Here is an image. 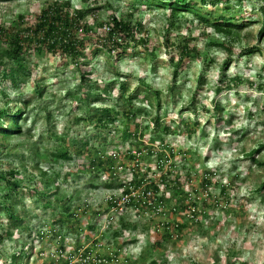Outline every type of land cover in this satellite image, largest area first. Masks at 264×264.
Listing matches in <instances>:
<instances>
[{
	"label": "rangeland",
	"instance_id": "obj_1",
	"mask_svg": "<svg viewBox=\"0 0 264 264\" xmlns=\"http://www.w3.org/2000/svg\"><path fill=\"white\" fill-rule=\"evenodd\" d=\"M52 1L0 0V26L10 22L17 23L19 15H26L29 20L26 25L29 22L31 24L34 16ZM96 1L97 3L94 4L95 0H71L74 7L78 9L99 7L98 22H107L113 12L128 16L133 11L129 8L131 0ZM252 5L255 10L251 6L249 10L255 18L248 22L249 26L244 28L240 37L236 39L233 62L226 68V76L229 78L238 76L246 83L236 85L232 89L225 88L218 91L221 69L228 54L222 49L209 47L207 42L211 36L220 42H227L230 38H221L213 30L205 31L200 24L188 22L181 25L182 34L194 38V43L207 52L213 62L210 66L203 65L199 60L191 62L184 73V78L181 79L180 84H177L178 94L175 92L177 95L173 99L172 96L168 97L167 91L172 85L173 67L165 47H162L167 25L166 11L159 9L139 8L135 11L133 18L135 21L143 22L150 39L159 46L157 50L150 49L152 53H155L154 57L144 49H139L137 55H129L116 64L105 53L89 61L91 68L95 70L94 76L103 83L112 80L113 75L117 73L121 80H127L130 89L138 85L142 78L152 86L153 91L162 92L160 99L153 97V107L147 109L148 114L138 117L140 123L138 130L145 135L140 138V141L148 144L156 155L164 153L168 156L170 149L163 147L168 145L173 148L177 157H171L163 171H160L155 163L156 156L152 158L146 153L147 159L143 161L141 172H146L148 164L152 163L153 170L150 171L149 177L153 176L156 182H159L163 173L179 171L184 179L186 177L189 180V190L190 194L192 193L190 196L194 197L195 194L200 193L199 197L212 198L211 203L215 204L214 209L204 212L203 203L199 201L198 215L195 216V220H192L186 212L177 214L168 212L165 216L155 215L148 209L137 215L132 212L125 213V223L129 224V227L124 230L123 237L125 240H135L134 244L127 245L125 248L136 256L142 248L147 250L155 239L161 237L162 229H158V226L160 225L161 228L163 222L187 223L185 231L182 232V238L174 241V245L168 244L165 249L156 250L146 262H142L137 257L136 264H151L153 261L157 264H227L229 261H235L237 264H264V201L255 194L256 189L264 183V167L256 166L250 159L244 158L245 153L260 148L264 143V95L254 85L250 86V84L264 83V38L259 39L258 36L261 28V23H258L261 16L256 9L258 3L252 2ZM234 9L237 11V16L241 17L246 7L237 6ZM87 21L93 22L92 17L88 16ZM170 36L175 35L171 33ZM252 46L260 51L250 56L238 55L246 47ZM3 48L5 47L0 41V51ZM37 61L39 68L36 79L39 80V85L43 86L41 102L47 110L52 112L51 125L54 131L58 136H64L67 140L66 145L73 144L74 139L78 141L91 136L93 132H96L95 127L76 123V119L83 114L82 109L84 110L85 103L76 102V99L73 100L69 95L70 90H75L80 80L74 66L68 68L60 66V61L49 54L37 58ZM21 81L18 82L21 87H13L5 83L0 84V89L4 90L11 99H15L19 94L25 98L34 96L33 80ZM193 103L195 104L192 105ZM4 104L5 101L0 99V106ZM38 104L34 102L26 108L27 116L21 125L27 135L22 138H12L9 141L10 149L12 148V152L18 157L12 161L11 165H8V168L16 167L23 170L30 179H32L30 176L32 171L41 177L47 175L46 178H51L52 188L57 189L58 196L62 197L71 212L75 213V217L71 221L64 217L63 225L52 224L53 220L62 219L60 206L55 205V212L51 208L43 210L40 202H35L36 197L33 198L32 193L25 191L26 198L20 204L19 212L27 215V225L33 231L38 222L49 225L43 228L45 231L49 230L53 233L61 231L64 235V242L61 243L66 252L72 251L76 243H82L81 240H84L83 236L87 233L91 234V237L85 240L86 247L93 245L92 238L96 239L100 236L99 239H102V235L105 236L102 241L106 245L109 241V243L115 242L112 234L116 226H111L108 230L107 216L117 218L121 213L112 209L100 211V208L105 209L106 205L102 204H106L108 197L112 194L119 196L121 190L105 188L103 186L106 182L105 175L97 168L90 173L91 171L87 170L89 163L85 158L76 157L73 162L62 161L56 165H50L48 161L44 163L43 154L49 155L50 149L59 148L61 142L48 139V126L43 118L45 113L43 109H37ZM114 105V101L107 99L95 106L103 109ZM12 106H14L13 103ZM192 106L195 111L191 109ZM216 106L221 109L219 117H215L218 113ZM157 116L160 117L162 124L172 125L180 131L171 135L159 132L152 121V118ZM181 121L184 122L183 124L191 125L199 123L198 132L191 138L183 136ZM122 123L120 120L118 127L123 126ZM197 127L198 125L193 126L194 129ZM101 135H104L100 138L101 143L91 142L90 146L97 150L104 148L108 155L119 148L133 146L135 142L134 139L126 141L123 139L121 143L120 133L110 135L101 132ZM161 136L165 137L163 145L160 144ZM216 139L218 144L215 143ZM37 149L38 155L32 151ZM185 150L188 151L187 157H183ZM135 152L138 151L134 148L133 153ZM116 158L119 159V154ZM256 159L264 162V149L256 155ZM37 163L39 167L33 170L32 167ZM137 165L136 160L129 165H122L124 169L120 170V178L123 182L132 180L135 173L132 168ZM25 168L28 170L27 173L24 172ZM233 174H240L243 178L235 184L236 189L234 184H230ZM204 176L212 178L211 186L206 191L203 189L194 191L200 188ZM89 184H98L99 187H90ZM166 196L171 205H175V199L170 190L166 191ZM243 197L245 200L254 198L248 201L245 209L241 205ZM56 199L57 196L52 197L53 201ZM187 216L189 220L185 218ZM74 221L78 222L76 228L71 226ZM6 222V217L2 215L0 234L6 233ZM135 224H137L136 229L132 227ZM28 234V232L15 230L12 238L7 237L0 243V264H9L11 256L14 253L17 254L22 248L29 251L30 244L33 245L36 254L41 249L45 252L52 247L61 246L51 234L42 243L36 238L34 240L28 238ZM139 234L146 240L147 248L144 247V241H138ZM105 252L101 249L97 253ZM109 253L112 254V252ZM45 254L39 253L34 256L32 254L27 264H47L48 253ZM92 255L96 256L93 251ZM117 259L111 264H118ZM118 260L119 264H124V258ZM80 262H82L81 257H76L71 264Z\"/></svg>",
	"mask_w": 264,
	"mask_h": 264
},
{
	"label": "trees",
	"instance_id": "obj_2",
	"mask_svg": "<svg viewBox=\"0 0 264 264\" xmlns=\"http://www.w3.org/2000/svg\"><path fill=\"white\" fill-rule=\"evenodd\" d=\"M131 1L129 8L133 11L128 16L113 12L107 22H98L97 10L100 9L99 7L78 9L74 7L71 0H53L34 16L31 24L29 22L26 25V22L29 21L26 15H19L17 23L10 22L0 26V41L5 47L0 51V84L9 83L13 87H21L19 81H29L32 79L35 91V95L32 97L25 98L21 96L22 94H19L15 99H11L4 90L0 89V99L5 101L4 106H0V217L3 215L7 219V231L5 234H0V243L7 237L12 238L15 230L28 232V238L33 240L38 238L41 243L47 237L48 232H45L43 228L48 227V224L46 226L38 222L36 229L33 231L27 225V215L19 212L20 204L26 198L24 191L32 193L31 196L33 198L36 197L35 202H40L39 204L43 210L51 208L55 212V205L60 206L62 219L53 220L52 224L63 225L64 217L69 221L74 220L75 217V213H72L71 209L63 202L62 197L58 196L57 189L54 190L52 188L51 178H46V172V176L41 177L32 171L30 173L32 179H30L23 173V170L16 167L8 168V165H11L12 161L18 157L16 153L12 152V148L10 149L9 141L12 138H22L27 135L21 124L27 116L26 108H29L34 102H38L39 106L37 109H43V113H45L43 118L45 124L48 126V139L61 142L59 148L50 149L49 155L43 154L45 157L44 159L42 158L44 163L48 161L50 165H56L62 161L73 162L76 157L85 158L89 163L87 170L91 171L90 173H93L92 171L97 168L100 173L105 175L106 182L103 185L105 188H118L123 193L130 192L131 189H138L143 184H147L146 188L153 190L154 194H156L158 202L156 200L155 202L157 204L163 202L159 212L163 216L168 212H173L174 214L188 212L189 207L193 206L195 212L193 216L190 215L189 217L195 220V216L198 215L199 201L203 203L204 212L215 208V204L211 203L212 198L199 197L200 193L199 195L197 193L198 196H194L193 201H191L189 196V180L186 177L184 179L179 171L175 173L174 171L163 173L160 176L159 182H156L153 176L149 177L150 171L153 170L152 163L148 164L146 172H141L143 161L145 158L147 159L146 153L152 158L156 156L155 163L160 171H163V168L171 160V157H177L173 148L168 145L163 146L170 149L168 156L164 153L156 155L148 144L140 141V138L145 137V135L138 130L140 127L138 117L148 114L147 109L153 107V97L160 99L162 92L153 91L152 86L142 78L138 82V85L130 89L127 80H121L122 78L117 73L113 75L114 78L112 80L103 83L94 76L95 70L91 68L89 61L105 53L116 64L129 55H137L139 49H144L154 57L155 53H152L150 49L157 50L159 46L152 42L143 22L139 20L135 21L133 18L135 11L139 8L159 9L166 11L167 25L165 27V38L162 47H165L166 54L172 62L173 67L172 85L168 88V97L172 96L173 99L178 94L176 91L178 88L177 84H180L181 79L184 78V73L191 62L199 60L205 66H210L213 62V59L209 58L208 53L198 48L197 44L194 43V38L182 34L181 25L188 22L200 24L205 31L213 30L221 38H230L227 42H220V40L216 41L211 36L207 42L209 43V47L222 49L228 54L221 69L220 88L218 91L225 88L232 89L236 85L239 86L246 83L238 76L234 78L226 76V68L233 62L236 39L240 37L242 30L249 26L248 22L253 21V18H255V15L249 10L250 6L253 7L252 2L258 3L256 9L261 16V20L258 21V23H261L258 36L259 39L264 38V0ZM96 3L97 1L95 0L94 4ZM237 6L246 7L241 17L237 16V11L234 9ZM88 16L92 17L93 22L87 21ZM171 33L175 36H170ZM259 51V49L253 46L246 47L238 55L240 57L250 56ZM44 54H49L52 58L59 60L60 66L66 68L74 66L75 71L79 75V84H77L75 90H70L71 92H69L73 100L76 99V102L85 103L84 110L82 109L83 114L76 119V123L92 125L95 127L96 132L78 141L74 139L73 144L66 145L67 140L64 136L57 135L51 125L52 112L47 110L44 103L41 102V99H43V86L39 85V80L36 79V72L39 68L37 58L42 57ZM175 59H177L176 62ZM252 85L264 95V83L250 84V86ZM107 99L114 101L115 105L103 109L96 108L95 105L97 103L106 101ZM12 103L14 106H12ZM191 109L195 111L194 106ZM216 110L218 113L215 114V117H219L221 112L220 107L216 106ZM120 120L123 122V126L118 127ZM152 121L156 130L164 132V134L171 135L180 131L179 128H173L172 125L162 124L159 116L152 118ZM183 123L181 121L182 126H180L183 127L181 131L183 136L191 138L198 132L199 123L193 125ZM196 125L198 127L194 129L193 126ZM101 132L110 135L120 133L121 143L123 139L125 141L134 139L135 142H133V146L128 145L126 148H119L108 155L104 148L97 150L90 146L91 142L101 143L100 138L104 137V135H101ZM163 142H165V137L161 136L160 144L163 145ZM215 143H219L217 139ZM134 148L138 151L139 157L133 154ZM262 149H264V143L260 148L245 153L244 158L250 159L256 166L264 167V162L256 159V155ZM32 151L38 155V149ZM117 154H119V159L116 158ZM187 154L188 151L185 150L183 157H187ZM134 160L137 161L138 165L132 168L135 172L133 178L129 182H123L120 178L122 165H129ZM38 167L37 163L32 169L34 170ZM43 169L45 168L43 167ZM24 172H28L27 168L24 169ZM242 179L240 174H233L230 184L235 185ZM211 184L212 178L204 176L200 183V188L194 189V191L198 192L200 189L206 191ZM89 185L90 187H99L98 184ZM234 189H236V185ZM169 190L174 196L175 205H171L166 196V191ZM255 194L260 196L264 201V183L256 189ZM54 196H57L55 201L52 200ZM243 199L241 205L245 209L248 201L254 198L250 197L245 200L243 197ZM143 207L146 208L145 205ZM189 217L185 218L189 220ZM73 223L71 226L76 228L78 222L74 221ZM121 227L112 234L115 239V247L113 248V252L116 254L114 256L115 259L123 255L122 252L126 245L135 241L124 240L123 233L129 227V224L123 222ZM132 227L136 229L137 224ZM158 227V229H162L161 237L155 239L149 248L146 247L147 250L144 248L145 250L140 253L138 259L142 262L148 261L156 250L165 249L168 244H173L177 239L180 240L182 232L187 227V223L166 221L161 224V228L160 225ZM90 235L87 233L83 236L84 240L81 241L87 240L88 237H91ZM101 238L103 239L105 236L102 235ZM96 244L97 241L94 242L93 246ZM60 245L61 249L63 248L64 250V246ZM84 246V243H77L74 253L77 254ZM90 250L92 251V248L85 249V256L90 255ZM34 251L32 244H30L29 251L25 250V248L20 249L17 254L14 253L11 256L9 264H27L32 254L34 256L40 253L37 252L36 254ZM47 257L49 259L47 264L57 263L56 259L59 264H69L70 262L68 259H62L58 255ZM101 259H105L109 264L113 260L112 255L104 254L101 255ZM125 261L128 264H136L135 258L131 256L125 255ZM96 264H103V262ZM151 264H157V262L153 261ZM227 264H237V262L229 261Z\"/></svg>",
	"mask_w": 264,
	"mask_h": 264
},
{
	"label": "clouds",
	"instance_id": "obj_3",
	"mask_svg": "<svg viewBox=\"0 0 264 264\" xmlns=\"http://www.w3.org/2000/svg\"><path fill=\"white\" fill-rule=\"evenodd\" d=\"M145 153H146V151H145ZM133 154H135V155H138V152H135V153H133ZM136 163H137V161H136ZM122 169H123V167H122ZM131 181V180H130ZM141 187H145L146 188V186H144V184L141 186ZM163 187V186H162ZM131 189V188H130ZM139 189V188H138ZM146 189H148V188H146ZM134 190H137V189H131V191L130 192H127V193H123L122 192V190H121V194L119 195V196H117L116 194H112L111 196H109L108 197V199H107V201H106V204H102V205H106V208L105 209H102V208H100V211L101 210H107V209H112V210H114L115 212H118V213H121L120 214V216H121V218H120V216H118L117 218H113V216H107V215H105V216H107L108 217V219H107V222H108V225H109V227H108V230H110L111 229V226H116V227H114L113 229L115 230V231H117V230H119L120 228H122L121 226H122V223L123 222H125V218H124V215H125V213H131L132 212V214H136L137 215V213L138 214H140V212H142L143 210H151L150 212H152L153 214H155V215H160L159 214V212H160V208H162V203L163 202H161V204H157L156 202H155V200L157 201V197H156V194H154V204L153 205H149L148 204V202H144L143 201V199H141V202H137V201H135V200H132L131 202H129L128 204H126V205H123V211H120L119 210V208H118V206L116 205V203L114 202V199H116V198H121V197H123V196H125V195H128V194H131L132 193V191H134ZM148 190H151V189H148ZM152 192H153V190H151ZM154 193V192H153ZM192 194V193H191ZM190 194V195H191ZM189 195V196H190ZM195 196H196V194H195ZM110 198H112V200H110ZM190 198H191V201H193V198L194 197H192V196H190ZM158 202V201H157ZM146 206V208H144L143 206ZM154 207H158V209H159V211L157 210H155L154 209ZM191 209V210H190ZM190 211V212H189ZM194 212H195V210H194V207L193 206H190L189 207V210H188V212H186V213H188V215L190 216V215H192L193 216V214H194ZM147 214V213H146ZM99 215H101V214H99ZM104 216V217H105ZM123 216V217H122ZM194 218V217H193ZM117 221V222H116ZM117 226H119V227H117ZM45 231V230H44ZM56 231V230H55ZM45 232H48V234H47V237L51 234L52 235V237H53V235L55 236V241L56 242H58V244H62L63 245V243H61V242H64V235H63V233L60 231L59 233H53V232H51V231H49V230H46ZM139 236V239H138V241L140 240L141 242H143L144 241V247H146L145 246V239L143 238V236L142 235H138ZM99 237L100 236H98V238H96V239H94V238H92L91 239V242H92V244H94V242H96L97 241V244L96 245H90V246H84L82 249H80V251H78L77 252V254H75L74 253V251H75V247L77 246V243H76V245H75V247L74 248H72V251H69V252H66V249L64 248V250H63V248L61 249V247L59 246V247H52V248H50V249H48V250H46L45 252H43L42 251V249L41 250H39L40 251V255H46L45 253H48L47 254V256H50V255H52L53 257H54V255H58V256H61L62 257V259H68L70 262H69V264H71V262L72 261H74L75 259H76V257H81V260H83V258H86L87 256H91L92 257V259H90L89 261H87V262H80L79 264H93V263H98L97 261L98 260H100V258H101V255L102 254H99V253H97L98 252V250H101V249H103V250H105L106 252L104 253V255H110V253L109 252H112V258H113V260L110 262V264L111 263H113L114 261H115V253L113 252V248L115 247V242H111V243H109L108 242V244L106 245L102 240H104V239H99ZM36 240H39L38 238L36 239ZM35 240V241H36ZM125 240V239H124ZM131 240V239H130ZM40 241V240H39ZM137 241V240H136ZM79 243V242H78ZM82 243H85V241H83ZM135 243V242H134ZM134 243H131V244H134ZM131 244H128V245H131ZM88 245V244H87ZM103 245V246H102ZM64 246V245H63ZM127 246V245H126ZM125 246V247H126ZM124 247V250H123V252H122V256H119L118 257V259H121V258H124V264L126 263V261H125V255H127V256H131L132 258H137L139 255H140V253L144 250V248H142V250L137 254V256L136 255H134V254H131V253H129L128 252V250L126 249ZM86 248H92V251L94 252V254L96 255V256H93L92 255V251H91V253H90V255H87V256H85V253H84V251H85V249ZM95 249H96V251H95ZM49 251H51V252H49ZM51 253V254H50ZM107 253V254H106ZM50 254V255H49ZM65 256H67V257H65ZM83 257V258H82ZM94 258V259H93ZM117 259V263L119 264V260ZM101 260H103V259H101ZM105 260V259H104ZM106 261V260H105ZM56 262L57 263H55V264H59L58 263V260L56 259ZM109 262L108 261H106V262H103V264H108Z\"/></svg>",
	"mask_w": 264,
	"mask_h": 264
},
{
	"label": "built area",
	"instance_id": "obj_4",
	"mask_svg": "<svg viewBox=\"0 0 264 264\" xmlns=\"http://www.w3.org/2000/svg\"><path fill=\"white\" fill-rule=\"evenodd\" d=\"M141 199H143L144 202H148L149 205H153L154 204V193L151 190L146 189L145 187H140L139 189L132 191L131 194L125 195L121 198L114 199V202L118 206L119 210L123 211V205L128 204L132 200H135L137 202H141ZM110 200H112V198H110ZM154 209L156 211L157 210L159 211L158 207H154ZM90 259H92V257L87 256L86 258H83L82 261L87 262ZM97 262L100 263V262H106V261L105 260H102V261L98 260Z\"/></svg>",
	"mask_w": 264,
	"mask_h": 264
}]
</instances>
